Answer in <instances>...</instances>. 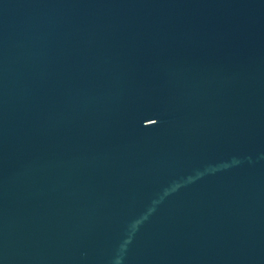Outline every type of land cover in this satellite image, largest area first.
Returning <instances> with one entry per match:
<instances>
[{"label": "water", "instance_id": "water-1", "mask_svg": "<svg viewBox=\"0 0 264 264\" xmlns=\"http://www.w3.org/2000/svg\"><path fill=\"white\" fill-rule=\"evenodd\" d=\"M0 264H264V0H0Z\"/></svg>", "mask_w": 264, "mask_h": 264}]
</instances>
